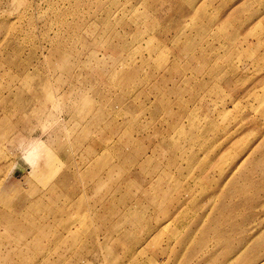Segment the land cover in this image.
Returning <instances> with one entry per match:
<instances>
[{"label":"rangeland","instance_id":"obj_1","mask_svg":"<svg viewBox=\"0 0 264 264\" xmlns=\"http://www.w3.org/2000/svg\"><path fill=\"white\" fill-rule=\"evenodd\" d=\"M242 2L0 0V264H264Z\"/></svg>","mask_w":264,"mask_h":264},{"label":"crops","instance_id":"obj_2","mask_svg":"<svg viewBox=\"0 0 264 264\" xmlns=\"http://www.w3.org/2000/svg\"><path fill=\"white\" fill-rule=\"evenodd\" d=\"M256 4L257 5H264V0H247V1L243 0V2L241 4L242 5L241 8L238 11L236 10L235 12H233L234 18L245 19L244 20L245 23L248 22L249 20L251 22L252 18H249L248 21H246L247 18H243V15L251 14V16H258V13L252 11V6H254ZM251 29H253V27H251L248 31H250ZM263 34H264V27H263Z\"/></svg>","mask_w":264,"mask_h":264}]
</instances>
